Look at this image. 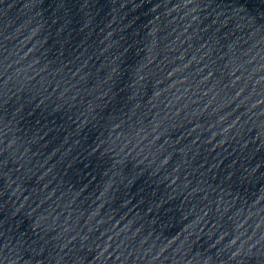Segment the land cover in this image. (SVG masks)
Wrapping results in <instances>:
<instances>
[{
	"label": "water",
	"instance_id": "95a60500",
	"mask_svg": "<svg viewBox=\"0 0 264 264\" xmlns=\"http://www.w3.org/2000/svg\"><path fill=\"white\" fill-rule=\"evenodd\" d=\"M0 264H264V0H0Z\"/></svg>",
	"mask_w": 264,
	"mask_h": 264
}]
</instances>
